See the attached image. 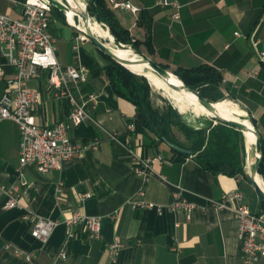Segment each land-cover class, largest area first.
I'll return each instance as SVG.
<instances>
[{
	"label": "crops",
	"instance_id": "1",
	"mask_svg": "<svg viewBox=\"0 0 264 264\" xmlns=\"http://www.w3.org/2000/svg\"><path fill=\"white\" fill-rule=\"evenodd\" d=\"M17 1L0 0V12L19 17L22 0ZM115 1L138 7L133 12L104 0L132 40L143 41L150 33L152 51L142 42L139 48L155 62L172 72L201 63L219 70L221 91L249 109L264 144V59L256 51L264 50V0H177V19L172 16L175 7L158 5L156 0ZM140 11L151 16L149 32L137 21ZM49 30L59 64L89 68L83 90L93 93L95 100L86 104L91 118L70 130L81 144L79 152L50 171L39 172L34 163H27L17 174L21 132L14 120L0 119V183L16 186L20 202L4 208L6 194L0 189V264H242L238 219L230 207L216 208L211 202L233 190H239L245 201L244 189L252 187L248 180L206 170L194 155L178 160L164 143L157 148L147 145L136 131L135 105L114 92L101 70L106 57L94 45L87 49L91 55L73 57L78 45L74 49L77 43L72 39L78 31L69 23L51 18ZM254 39L259 40L255 47ZM0 67L1 96L11 67L4 59ZM253 70L257 73L251 74ZM27 84L40 90L34 110L38 123L49 125L67 116V102L52 98L45 74ZM131 124L133 130L128 128ZM156 155L160 158L151 162L152 174L136 173L137 160ZM175 185L180 186V198L193 203L187 219L184 211L171 206ZM141 200L153 206L133 205ZM248 206L261 210V202L257 209ZM78 210L100 217L98 235L92 236L83 222L70 226L61 222L45 241L32 236L36 217L62 220ZM69 230L73 235L68 236ZM114 241L120 245L112 253ZM17 249L20 253H15ZM61 251L67 257H61ZM255 264H264V256Z\"/></svg>",
	"mask_w": 264,
	"mask_h": 264
},
{
	"label": "built area",
	"instance_id": "2",
	"mask_svg": "<svg viewBox=\"0 0 264 264\" xmlns=\"http://www.w3.org/2000/svg\"><path fill=\"white\" fill-rule=\"evenodd\" d=\"M17 3V0H12ZM113 7L123 6L135 12L138 7L129 1L110 0ZM21 15L10 17L0 12V59H4L11 67L5 79V87L0 96V119L14 120L20 133L19 159L16 172L21 175V169L27 163H34L39 172L50 171L62 167L65 160L73 158L79 152L81 144L74 141L70 130L73 125L90 119L86 104L95 100V95L83 90V84L89 75V68L83 64L61 65L55 55L54 36L49 30L52 5L47 0H22ZM158 5H172L176 11L172 14L174 19L179 17L177 0H156ZM238 34V32H235ZM87 39L82 33L77 32L74 39ZM258 39L253 40L254 47ZM77 49V44H73ZM261 59H264V50L256 49ZM4 70L0 67V74ZM257 73L253 70L251 74ZM43 74L46 76L52 98L57 101L65 100L68 104V114L52 124L45 125L37 122L34 110L40 102V90L29 86V79H37ZM134 129V125H129ZM96 148V144L92 145ZM160 158V155L137 160L136 173L148 177L153 173L151 162ZM160 177L163 178L162 175ZM20 184L24 186L26 180L21 178ZM0 189L5 192L4 208L20 206L17 196V187H5L0 183ZM180 186L175 185L172 193L173 208L184 211L186 219L190 217L193 203L184 201L179 196ZM143 194V191H140ZM84 196H89L85 193ZM212 206L219 208L228 206L238 219V238L242 254V264H255L264 256V211L252 210L244 201V196L239 190L224 192L220 200L211 202ZM134 206L148 207L152 203L144 200L134 201ZM24 219L28 214L23 215ZM63 222L70 226L83 222L90 234L98 235L100 231V217L83 215L78 211L62 220L36 217L33 220L31 234L33 237L45 241L52 229ZM73 235L71 230L68 236ZM119 242L110 243L112 253H115ZM15 253H20L17 249ZM31 258V255H27ZM61 257H67L61 251Z\"/></svg>",
	"mask_w": 264,
	"mask_h": 264
},
{
	"label": "trees",
	"instance_id": "3",
	"mask_svg": "<svg viewBox=\"0 0 264 264\" xmlns=\"http://www.w3.org/2000/svg\"><path fill=\"white\" fill-rule=\"evenodd\" d=\"M56 10L58 16L62 17L64 22L67 23L65 16L52 6L51 13ZM89 21L95 23L93 15L98 13L99 18L104 22L110 31L122 42L129 43L135 48H139L142 42L146 49L151 52L152 44L149 34L143 41L132 40L127 29L123 28L117 21L113 11L106 6L104 0H88ZM151 16L144 11H140L137 21L143 24L147 31H150ZM140 50V48H139ZM107 62L101 67L108 82L113 88L114 92L121 97L126 98L132 102L137 110L135 119L136 131L140 132L143 141L150 147L157 148L159 144L166 142L164 138L178 144L180 146L191 149V153L181 152L173 147L168 146L176 159L181 160L184 157L194 155L195 160L204 169L213 173L222 172L229 175H242L244 178L243 165L245 164V146L243 135L240 131L229 127L221 122L215 123L213 126L208 127L207 137L202 135V129H188L189 134H195L197 137L195 141L188 147L180 144L169 135V129L165 119H159L154 110H152L147 100V84L143 85L138 83L137 79L144 77L134 74L128 66H123L110 57L106 56ZM163 66V65H162ZM165 67V66H163ZM166 68V67H165ZM175 74L190 87H194L204 96L210 100L224 98V93L220 89L221 73L213 65L201 63L199 65L182 67L179 66L173 70ZM175 115L181 123L187 124L185 120L180 119L175 108H173ZM188 126H190L188 124ZM262 140V138H261ZM263 156L259 166V173L264 178V144ZM261 210L264 211V202L260 199Z\"/></svg>",
	"mask_w": 264,
	"mask_h": 264
},
{
	"label": "water",
	"instance_id": "4",
	"mask_svg": "<svg viewBox=\"0 0 264 264\" xmlns=\"http://www.w3.org/2000/svg\"><path fill=\"white\" fill-rule=\"evenodd\" d=\"M54 8H56L58 11H60L64 16L66 21L67 15L70 13L72 16H81L83 23L85 24V29L79 28L77 25L71 24L78 32L82 33L90 42L93 43V45L99 49V51L106 56L110 57L112 60L116 61L117 63L126 66V63H139V62H145L152 72H154L158 77H160L162 80H164L166 83L171 85L174 88H177L181 91H184L193 97H195L199 102H201L207 110L212 112V114L209 116V122L206 127H199V129L205 128L208 129V127L213 126L217 122H221L222 124H225L229 127H233L234 129L240 131L243 135L244 139V145H245V163H248V169L246 170L245 166L243 165V172L248 180V182L252 185L255 192L259 196V198L264 202V189L261 187L260 183L258 182V175H260L258 169L260 166V163L262 161L263 156V145L261 140V132L256 125L255 119L249 109H247L246 106H244L242 103L238 102V106L241 109H244L246 114L244 116H241L239 120L234 118L227 117L221 113V110H219L216 105L212 102V100L208 99L206 96H204L202 93H200L197 89H194V87H190L187 85L177 74L174 72L168 70L167 68L163 67L161 64L155 62L152 60V58L146 54L145 52L139 50V48L132 47V45L127 44L122 41H120L108 28L110 31V35H112L114 46L111 45L108 41L102 39L101 37L97 36L96 33L92 30L90 24L88 23V0L84 1V10L83 12L78 11L73 5L72 1L70 0H47ZM94 19L96 22L104 24L99 18L98 13L94 14ZM74 20L76 21L75 17ZM116 47H119L123 50L130 49L132 51V55L124 56L120 54ZM138 74H141L139 72H136ZM144 75V74H142ZM145 76V75H144ZM178 116L181 119V112L176 109ZM247 131L248 133H251L252 139H250L251 142V149L246 148V137L244 132ZM164 141L166 144L170 147H173L181 152L190 154L192 151L189 148L180 146L178 144H175L169 139L164 138ZM262 176V175H261ZM262 178V177H261Z\"/></svg>",
	"mask_w": 264,
	"mask_h": 264
},
{
	"label": "rangeland",
	"instance_id": "5",
	"mask_svg": "<svg viewBox=\"0 0 264 264\" xmlns=\"http://www.w3.org/2000/svg\"><path fill=\"white\" fill-rule=\"evenodd\" d=\"M77 18V15L74 16ZM51 18L52 19H57L58 23H62L65 25L66 23H63L61 20H59L58 14L56 10L54 9L53 12L51 13ZM68 23V22H67ZM70 24V23H69ZM75 29V28H74ZM77 43L78 45V50L77 52L74 51L73 57H78L81 53L82 54H87L91 55L90 52L87 50L88 47L93 46V43L87 40V42H84L79 39H72V44ZM54 47H55V42H54ZM133 47V46H132ZM129 67V66H128ZM134 74L140 75L144 77V80L141 78H138L137 81L138 83H142L143 85L147 84V100L152 108L154 110L155 115L159 119H165L167 123V128L169 129V135L177 140L180 144H183L185 146L191 145L194 141L197 135L195 134H189V127L197 129L195 127L200 126V127H206L208 125L209 119L206 118L205 116L201 114H197L193 112L191 109L183 110L182 111V119L186 121L187 124L181 123L177 116L174 113L173 108L177 109L175 107V100L173 97V92L169 93L164 91L163 89L157 87L156 85L152 84L151 81L148 79L147 76H144L142 74H138L135 69L129 67ZM140 73V72H139ZM224 98L212 100V102H221L224 100L227 95H224ZM172 97V99L170 98ZM185 104V100H184ZM188 124L190 126H188ZM208 130L204 128V133L202 135H205L207 137V132ZM245 146V145H244ZM260 175H262L260 173ZM262 180L264 181L263 175L261 176ZM247 189L245 188V201L254 209H257L260 207V198L255 192L254 188H252L250 185L246 186Z\"/></svg>",
	"mask_w": 264,
	"mask_h": 264
},
{
	"label": "bare ground",
	"instance_id": "6",
	"mask_svg": "<svg viewBox=\"0 0 264 264\" xmlns=\"http://www.w3.org/2000/svg\"><path fill=\"white\" fill-rule=\"evenodd\" d=\"M73 6L78 9V11L83 12L84 10V1L83 0H71ZM94 18V15H93ZM67 20L69 21V23L77 25L79 28L81 29H85V24L83 23V20L81 18V16H77L76 21L74 20V17L72 16V14H68L67 15ZM95 20V19H94ZM92 28V30L94 31V33L97 34V36L101 37L102 39L108 41L111 45L114 46V41L112 38V35H110V31L108 30V27L105 24H101L95 21V23L92 22H88ZM101 28V29H100ZM103 31L104 35L101 36L100 33H98V31ZM118 52L124 56H129L132 55V51L130 49L127 50H123L119 47H116ZM126 66H129L133 69H135L136 71L140 72L141 74H144L145 76L148 77V79L151 81L152 84L156 85L157 87L163 89L166 92L172 93L174 100H175V107L181 112L183 110H187V109H191L193 112L197 113V114H201L203 116H205L206 118L209 119V116L212 114L211 111H209V109L207 110V108L201 103L199 102L195 97H193L192 95L181 91L177 88L172 87L171 85H169L168 83H166L164 80H162L160 77H158L154 72H152V70L150 69V67L145 63V62H139V63H126ZM172 99V97H170ZM173 100V99H172ZM184 100L188 101L189 107L188 105H186V107L184 106ZM216 107L221 110V113L227 117L230 118H234L239 120L241 116H244L246 114V112L244 111V109H241L238 106V102L226 97L224 100H222L221 102H213ZM182 117V115H181ZM200 126H197L195 128H199ZM245 137H246V148L247 149H251L252 145L250 142V139H252L251 133H248L247 131L244 132ZM246 155V152H245ZM246 166V170L248 169V163H245ZM259 179L258 182L260 183L261 187L264 189V181L261 178V175L257 176Z\"/></svg>",
	"mask_w": 264,
	"mask_h": 264
}]
</instances>
